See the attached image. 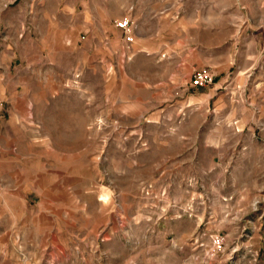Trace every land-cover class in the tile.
I'll use <instances>...</instances> for the list:
<instances>
[{
    "label": "rangeland",
    "instance_id": "rangeland-1",
    "mask_svg": "<svg viewBox=\"0 0 264 264\" xmlns=\"http://www.w3.org/2000/svg\"><path fill=\"white\" fill-rule=\"evenodd\" d=\"M117 2H151L136 11L150 52L127 51L133 22L120 59L83 64L77 51L65 95L36 98L26 126L1 124L19 145L2 148L0 170L51 171L55 190L0 179L12 207L0 198V264H264V0ZM36 5L0 0L2 81L25 74L18 30ZM203 68L212 81L191 85ZM56 70L39 75L52 88ZM50 205L69 220L40 241L30 219Z\"/></svg>",
    "mask_w": 264,
    "mask_h": 264
},
{
    "label": "crops",
    "instance_id": "crops-1",
    "mask_svg": "<svg viewBox=\"0 0 264 264\" xmlns=\"http://www.w3.org/2000/svg\"><path fill=\"white\" fill-rule=\"evenodd\" d=\"M32 1L37 4L31 13L32 24L18 30V32L22 30L25 33L24 38L18 40L19 61L22 66L26 67L25 74L15 76L17 79L6 75L5 81L0 80V105L4 104L2 110L0 109V132L1 124L14 129L19 128L22 124L24 126L30 124L32 106L36 102V98L66 94L63 87L60 86L61 79L67 72L72 71V61L74 64L77 51L81 53L80 61L82 60L83 64H89L92 60L98 59L107 64L108 58L120 59V56L126 53L127 44L123 37V30L115 25L118 20L127 17L131 21V25L135 22L133 40L129 45L131 50L127 51L132 52L131 54L141 50L148 53L152 49L151 43H145L140 39L142 31L136 27L142 20L148 21V15L145 14L142 17L136 11L139 9L148 10L149 7H152L151 2L144 5L136 3L127 6L121 5L117 0ZM110 3L115 4V12L118 14L107 13L109 11L107 6ZM133 10L134 13L131 12ZM16 60L13 61L9 57L8 63L5 59H1V63L5 62V66H12ZM46 63H52L54 69L61 72L58 76L59 86L56 88L48 86L47 82L50 77L39 76ZM32 66L37 68V72H35L39 73L37 77L29 73V71H33L30 69ZM74 67L73 69L76 71L79 65ZM34 81H37V89L31 90L30 84ZM0 136H2L1 133ZM18 145L8 138L0 139V168L1 162H3L2 148H8L7 152L11 153V148ZM26 173H13L10 167H7L6 171L0 170V179L8 180L16 189L20 187L19 185L25 187L26 193L55 190L52 184L55 182L50 176L51 171ZM13 193L11 192V194ZM4 194V190L0 189V198L2 202H5L1 212L11 211L12 207L3 198ZM38 211L33 217L31 216L30 224L32 226L33 224L40 225L39 232L41 234L39 233L38 238L40 241L55 237L54 233L50 234V230L54 224L60 223V219L69 220L68 217L60 218L55 215L51 205L39 208ZM42 228L44 229L41 230ZM39 246L45 248L44 243Z\"/></svg>",
    "mask_w": 264,
    "mask_h": 264
},
{
    "label": "built area",
    "instance_id": "built-area-1",
    "mask_svg": "<svg viewBox=\"0 0 264 264\" xmlns=\"http://www.w3.org/2000/svg\"><path fill=\"white\" fill-rule=\"evenodd\" d=\"M117 28H121L125 34V38L127 41L132 40V28L131 27V21L129 18L125 17L121 20H118V22L115 23ZM212 81V74L210 71H207L206 69H197L195 73L192 76L191 79V85L193 86H200V85H206L209 84Z\"/></svg>",
    "mask_w": 264,
    "mask_h": 264
}]
</instances>
